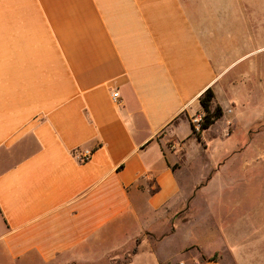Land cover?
<instances>
[{"label": "crops", "instance_id": "obj_1", "mask_svg": "<svg viewBox=\"0 0 264 264\" xmlns=\"http://www.w3.org/2000/svg\"><path fill=\"white\" fill-rule=\"evenodd\" d=\"M263 120L264 0H0V264L86 262L178 209L186 262L264 264V192L207 193L262 170ZM151 251L125 264H177Z\"/></svg>", "mask_w": 264, "mask_h": 264}, {"label": "rangeland", "instance_id": "obj_2", "mask_svg": "<svg viewBox=\"0 0 264 264\" xmlns=\"http://www.w3.org/2000/svg\"><path fill=\"white\" fill-rule=\"evenodd\" d=\"M234 138L235 142L237 141V139L241 141L243 139V136L239 134ZM256 144H258L260 148L257 149ZM248 148L249 151L253 154H257L260 152V154L264 155V129L260 134L255 136L252 144ZM190 156H192L191 158L194 162L193 164L195 165V167L194 169H189L185 166L184 171H186L189 175L188 182L195 183L199 181V179L203 176V173L199 169V157L198 154H196L195 149L190 150ZM238 160L239 161L232 164V167H234V169H236L237 167V169H240V166L242 165V157L238 158ZM259 163L260 168L262 169L261 171H249L245 175L246 177L241 176L237 178L236 176L237 181H233L234 185L232 188L229 186L230 183L228 181V174H226L225 172L221 173L220 176H216V178L213 180L212 185L207 190V193L216 194L218 192H264V159L259 161ZM180 210L181 209H178L165 215H158V220L154 222L149 221V224L143 227L142 231L137 237H135L131 241H128L123 246L117 245L118 241L101 244L100 246H96L95 250H93V256H91L88 261L81 263L68 262L64 264H125L134 254V251L136 253L139 250L141 251V253L140 258L138 257L137 261L143 262V260H147L145 259V257L148 256L147 253L151 249V252H154V256H156L161 261H169L177 264L180 261L184 262L187 257L186 255H183L180 250L181 247L185 243H187L189 237L188 234L183 232L185 231L184 229H188L185 225L183 226V230H181L180 228H176L177 221L182 219L185 215L184 211L180 212ZM172 225L175 228L176 233L167 238L165 236V233H170L171 228H173ZM163 234H165V237L162 236ZM159 240H161V242L156 244ZM143 248L145 250H143ZM181 264L194 263L185 261Z\"/></svg>", "mask_w": 264, "mask_h": 264}, {"label": "trees", "instance_id": "obj_3", "mask_svg": "<svg viewBox=\"0 0 264 264\" xmlns=\"http://www.w3.org/2000/svg\"><path fill=\"white\" fill-rule=\"evenodd\" d=\"M213 99H214V95L211 89H207L199 98V103L205 115L203 128H202L203 130L208 129L212 124H214L219 118L222 117V110L219 107L212 108ZM200 135L201 134L195 135L198 140H200ZM172 231H173V228H171L170 232ZM137 244H138V241H137Z\"/></svg>", "mask_w": 264, "mask_h": 264}, {"label": "built area", "instance_id": "obj_4", "mask_svg": "<svg viewBox=\"0 0 264 264\" xmlns=\"http://www.w3.org/2000/svg\"><path fill=\"white\" fill-rule=\"evenodd\" d=\"M119 95L117 92L112 94V100L114 102H118ZM204 113L203 111L196 113L194 116L190 118V126L192 133L194 135L201 134L203 131V123H204ZM73 155L76 157L79 163L83 164L90 160L92 156V151L88 149H77L73 152Z\"/></svg>", "mask_w": 264, "mask_h": 264}]
</instances>
